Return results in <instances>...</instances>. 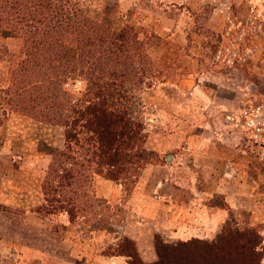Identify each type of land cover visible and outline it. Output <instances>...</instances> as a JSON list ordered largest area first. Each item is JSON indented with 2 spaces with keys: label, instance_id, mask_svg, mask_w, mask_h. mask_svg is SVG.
I'll use <instances>...</instances> for the list:
<instances>
[{
  "label": "rangeland",
  "instance_id": "1",
  "mask_svg": "<svg viewBox=\"0 0 264 264\" xmlns=\"http://www.w3.org/2000/svg\"><path fill=\"white\" fill-rule=\"evenodd\" d=\"M71 1L92 18L105 15L113 30L134 26L146 42L144 51L154 63V73L138 87L124 86V103L142 122L143 147L154 157L144 168L163 166L165 190L175 194L174 199L194 196L221 216L208 227L197 224L202 229L189 238L210 241L226 222L252 225L260 234L264 264V0ZM19 48L20 39L1 29L0 264H11L7 253L18 247L50 252L53 264L73 263V253L66 252L70 244L78 255H93L94 261L98 255L100 264H105L116 240L124 236L117 226L125 218L132 220L118 204L131 190L121 188L120 197L113 199L95 195L103 207L92 220L55 231L51 225L64 220V215L51 221L31 211L41 202L47 151L61 146L62 127L9 109L1 90L7 82V55L17 54ZM66 86L77 93L83 82L70 80ZM155 239L180 240H163L152 233L150 244H142L149 250L145 259L132 240L141 261L156 259ZM75 240L81 243L74 245Z\"/></svg>",
  "mask_w": 264,
  "mask_h": 264
},
{
  "label": "trees",
  "instance_id": "2",
  "mask_svg": "<svg viewBox=\"0 0 264 264\" xmlns=\"http://www.w3.org/2000/svg\"><path fill=\"white\" fill-rule=\"evenodd\" d=\"M106 18L90 17L71 0H0V30L20 39L18 53L7 55L1 90L6 103L10 110L62 127L61 146L47 151L41 202L31 211L43 217L64 213L69 224L98 214L102 205L91 186L94 175L128 193L154 158L143 147L142 122L124 103L125 84L138 87L154 73V63L134 26L113 30ZM75 79L83 82L77 93L66 86ZM119 239L107 255H123L128 264H261L262 258L256 227L235 221L226 222L210 241L155 239L152 262L141 261L131 239Z\"/></svg>",
  "mask_w": 264,
  "mask_h": 264
},
{
  "label": "crops",
  "instance_id": "3",
  "mask_svg": "<svg viewBox=\"0 0 264 264\" xmlns=\"http://www.w3.org/2000/svg\"><path fill=\"white\" fill-rule=\"evenodd\" d=\"M162 168L163 166L157 168L156 166H146L125 197L124 203L118 202L119 205L122 204L125 207L129 216L132 217L131 221L125 218L124 222L117 226L120 230L119 235H124L134 241L141 259L148 256V247L144 248L142 244H150L152 233H159L163 240L167 238L183 240L191 235L195 236L196 231L202 229L197 224L203 223V226L208 227L212 222L218 223L221 218V216L220 218L217 217V211L204 208L202 203L196 201L193 195H191L193 197L189 196L187 199H181V201L174 199L173 197L176 195L165 190L167 184L165 185L163 181L166 179V172ZM153 169L154 171L157 169L158 174L152 173ZM93 182L95 195H99V197L108 198L111 196V199H113L120 197L122 193L120 184L116 182L100 177L93 178ZM151 182L153 183L151 184ZM153 185H155V188L150 189V186ZM60 215H64L65 218L59 223L65 226L69 225L66 215L61 213ZM40 217L52 221L51 217ZM205 230L203 228V231ZM62 239L67 244L68 242L71 243L68 238ZM76 242L81 243L80 240H75L73 244L75 245ZM70 246L67 245L70 251L67 249L66 252L69 256L73 253L70 257L74 259V262L68 263V260H64V263L56 261L55 264H100L98 255H95L94 261L93 255L91 257L78 255ZM18 248L7 253L12 258L11 264H53L50 252L34 251L28 247H26L27 250ZM0 254L3 255L1 252ZM106 259L105 264H128L127 258L123 255H110Z\"/></svg>",
  "mask_w": 264,
  "mask_h": 264
},
{
  "label": "built area",
  "instance_id": "4",
  "mask_svg": "<svg viewBox=\"0 0 264 264\" xmlns=\"http://www.w3.org/2000/svg\"><path fill=\"white\" fill-rule=\"evenodd\" d=\"M77 84H78V82H77ZM72 86H73V88H75L76 87V84H73Z\"/></svg>",
  "mask_w": 264,
  "mask_h": 264
}]
</instances>
